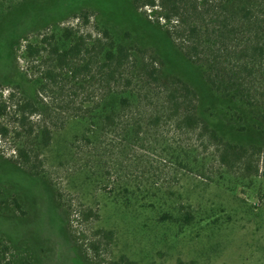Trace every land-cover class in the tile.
I'll use <instances>...</instances> for the list:
<instances>
[{"label":"rangeland","instance_id":"1","mask_svg":"<svg viewBox=\"0 0 264 264\" xmlns=\"http://www.w3.org/2000/svg\"><path fill=\"white\" fill-rule=\"evenodd\" d=\"M67 24L105 25L118 41L148 48L164 77L193 86L199 116L223 139L264 148V110L217 92L134 0H0V90L25 84L27 42ZM59 120L41 150V177L13 158L12 139L0 138V264H110L122 254L138 264H264V169L228 171L212 157L185 165L154 134L149 151L121 130L69 113ZM87 206L99 217L84 220ZM99 228L112 238L86 251Z\"/></svg>","mask_w":264,"mask_h":264},{"label":"trees","instance_id":"2","mask_svg":"<svg viewBox=\"0 0 264 264\" xmlns=\"http://www.w3.org/2000/svg\"><path fill=\"white\" fill-rule=\"evenodd\" d=\"M134 5L165 29L217 92L264 110V0H134ZM84 17L88 21V12ZM25 59V84L0 90V138L12 139L13 158L36 176H43L41 150L65 124L59 122L64 113L108 132L121 130L137 147L147 143L149 151L154 134L185 165L212 157L228 171L253 176L264 169L262 146L223 139L199 116V95L189 82L164 77L160 57L118 41L108 26L48 28L27 42ZM81 217L91 220L99 212L87 206ZM112 236L111 230L97 229L86 251L97 253ZM110 264L138 262L122 254Z\"/></svg>","mask_w":264,"mask_h":264}]
</instances>
